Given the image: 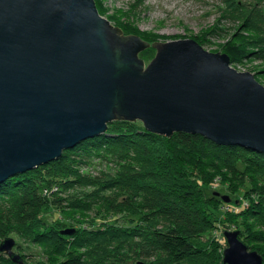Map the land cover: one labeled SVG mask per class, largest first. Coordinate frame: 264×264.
Returning <instances> with one entry per match:
<instances>
[{
  "label": "water",
  "instance_id": "1",
  "mask_svg": "<svg viewBox=\"0 0 264 264\" xmlns=\"http://www.w3.org/2000/svg\"><path fill=\"white\" fill-rule=\"evenodd\" d=\"M151 46L147 65L140 53ZM116 120L264 153V85L195 39L151 43L124 34L95 0H0V184ZM240 233L224 231L223 264H264ZM15 244L6 237L0 252L29 264Z\"/></svg>",
  "mask_w": 264,
  "mask_h": 264
},
{
  "label": "trees",
  "instance_id": "2",
  "mask_svg": "<svg viewBox=\"0 0 264 264\" xmlns=\"http://www.w3.org/2000/svg\"><path fill=\"white\" fill-rule=\"evenodd\" d=\"M239 15L241 32L233 39H241L244 31L249 36L235 52L230 51L232 62L252 55V47L264 52L263 14L254 8ZM154 52L151 46L140 55L149 58ZM110 155L121 165L116 177L92 180L80 173L79 167L88 158ZM211 174L227 190L243 194L241 205L225 202L222 194H207L203 183L214 182ZM53 185L60 191L94 190L80 192L70 201L57 196L58 192H44ZM98 205L115 213L125 211L136 220L119 224L113 218V222L86 228L75 218L67 222L60 213L62 229L74 230L63 234L43 218L49 207L84 211ZM218 211L234 212L247 223L244 232L252 245L248 247L264 258L263 152L218 145L198 134L162 136L148 131L141 121L116 120L105 134L84 140L58 159L0 184V244L15 234L43 245L57 259L70 255L68 264H128V260L139 258L146 262L137 264H223L222 242L215 230ZM82 248L86 249L83 253L73 251ZM2 262L16 264L0 252Z\"/></svg>",
  "mask_w": 264,
  "mask_h": 264
},
{
  "label": "rangeland",
  "instance_id": "3",
  "mask_svg": "<svg viewBox=\"0 0 264 264\" xmlns=\"http://www.w3.org/2000/svg\"><path fill=\"white\" fill-rule=\"evenodd\" d=\"M95 3L99 13L113 25L122 28L124 34H138L151 43L155 41L195 39L205 49L211 52L226 53L230 58V51L235 52L242 44L243 39L249 36L244 31L240 34L241 37L243 36L241 39H233L236 34L241 32V27L238 26L241 20L239 13L242 10L247 11L257 8L264 16V0H95ZM260 20L263 22L262 18ZM249 50L252 55L239 61H231V66L239 71L253 73L255 78L264 85V52H260L259 48L256 47ZM254 52L256 54H253ZM155 55L156 49L153 56L147 58L140 55V57L148 65ZM79 169L82 175H86L92 180L103 178L106 181L117 176L121 165L117 157L112 155L107 158L93 156L88 158L87 162L81 165ZM212 177L213 183H203L208 195L214 194L213 192L217 196L222 194L229 197L228 203L232 206L241 205L244 198L243 194L227 190L220 180H216V175H212ZM212 184H215V186ZM92 190H94V187L62 190L58 192L57 196L63 199L69 198L71 201L78 198L80 192L87 193ZM67 202L63 200L64 204H67ZM234 210L237 211L238 209ZM218 212L220 217L215 221L217 226L215 230L217 233L216 238L222 242V256L228 246L223 234L225 230H240L241 240L252 246L244 232L247 223L234 212ZM60 213L64 214L63 219L67 222L75 218L86 228H96L104 225L105 222H113L111 221L113 218L119 224L132 223L136 220L135 216L125 211L111 212L104 205H98L84 211L75 210L68 206L60 211L49 207L43 212V218L55 228L62 229L61 226L64 225V221H62ZM220 219H223V222ZM80 223H77V225H80ZM62 230L66 229L63 228ZM10 237L16 241L13 250L25 254L27 256L25 261L29 264H61L64 262V264H68L67 261L70 255L61 256L57 259L43 245L24 241L15 234L10 235ZM85 250L82 248L73 251L83 253ZM251 250L256 249L251 248ZM139 261L146 262L144 259L139 258L128 260L127 263L137 264ZM1 264L8 263L2 262Z\"/></svg>",
  "mask_w": 264,
  "mask_h": 264
},
{
  "label": "built area",
  "instance_id": "4",
  "mask_svg": "<svg viewBox=\"0 0 264 264\" xmlns=\"http://www.w3.org/2000/svg\"><path fill=\"white\" fill-rule=\"evenodd\" d=\"M60 191V188H59V186L58 185H53L52 186V188L49 190V188H46L45 190H44V192L47 194H49V193H56V192H59Z\"/></svg>",
  "mask_w": 264,
  "mask_h": 264
}]
</instances>
